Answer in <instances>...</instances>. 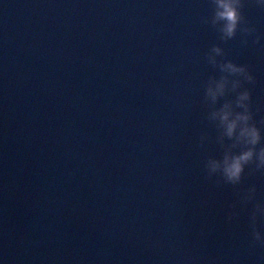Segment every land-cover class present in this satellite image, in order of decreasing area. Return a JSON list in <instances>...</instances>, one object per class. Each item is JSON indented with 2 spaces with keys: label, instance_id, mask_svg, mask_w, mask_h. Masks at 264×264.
Instances as JSON below:
<instances>
[{
  "label": "water",
  "instance_id": "obj_1",
  "mask_svg": "<svg viewBox=\"0 0 264 264\" xmlns=\"http://www.w3.org/2000/svg\"><path fill=\"white\" fill-rule=\"evenodd\" d=\"M230 2L234 36L218 0H0V264H264V169L222 173L264 146V0Z\"/></svg>",
  "mask_w": 264,
  "mask_h": 264
},
{
  "label": "clouds",
  "instance_id": "obj_2",
  "mask_svg": "<svg viewBox=\"0 0 264 264\" xmlns=\"http://www.w3.org/2000/svg\"><path fill=\"white\" fill-rule=\"evenodd\" d=\"M218 3L219 6L223 9L218 14L227 22L226 31L229 36H234L236 33L237 24L242 18V13L232 5L230 0H218ZM229 67H232L234 72H248L247 66L245 65L240 68H236L232 64H229ZM247 80H253V77L249 72L247 75ZM242 99H248L250 101L251 92L249 90H245V92L242 94ZM242 118L244 120L249 119L248 116H244ZM224 119H228V113L224 114ZM235 126V121L231 122L228 125L229 135L232 134ZM245 131L248 132V134L251 136L250 144L253 147H248L246 150H243L241 154L235 155L231 158H229L228 156L224 157L222 173L225 178V183L237 184L241 180L242 174L245 172L246 165L254 164L256 170L264 169V146H261L258 149L255 147L256 145H258V142L260 140L259 132L255 127H252L250 131L248 129H246ZM218 168H220L219 162H214L213 171H216ZM257 218L258 217L255 216V213L253 212L251 214V227L253 229V236L256 241L264 243V239H261L260 237L261 232L256 227Z\"/></svg>",
  "mask_w": 264,
  "mask_h": 264
}]
</instances>
